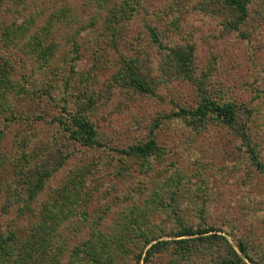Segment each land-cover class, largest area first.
I'll return each instance as SVG.
<instances>
[{
    "label": "rangeland",
    "instance_id": "374dc122",
    "mask_svg": "<svg viewBox=\"0 0 264 264\" xmlns=\"http://www.w3.org/2000/svg\"><path fill=\"white\" fill-rule=\"evenodd\" d=\"M58 3L69 5L76 20L60 24L53 36L64 44L68 36L78 32L81 57L75 70L81 73L75 77L74 84L79 88L77 93L87 92L89 87L90 93L100 95L103 101L92 104L87 113L96 122L99 140L104 146L67 142L66 147L59 143L52 145L68 156H64L66 158L62 159L57 171L45 182L32 206L47 215V212L55 213L53 206L56 203L59 210L66 212L61 215L63 223L57 237L64 239L66 249L56 263L53 258L49 262L59 245L52 239L47 253L43 254L42 250L35 253L36 259L32 263L40 264L43 259V264H96L84 251L77 257L72 254V250L90 238L106 248L105 257L113 254L110 264H134L133 255L141 246L124 238L120 241L115 235L121 231L118 227L122 225L124 210L148 206L147 195L151 198L153 190L161 195L163 202L169 200L170 193L175 194L179 200L175 212L195 227L212 225L231 242L234 234L251 233L264 244V172L250 163L244 146L228 126L216 121L196 130L182 116L172 115L181 106L195 109L202 96L189 79L183 77L184 74L177 75L173 73L174 68H170V74L165 75L162 70L170 47L189 50L192 46L191 72L193 70L194 77L203 80L206 94L211 92L214 98L251 111L247 128L264 161V0H246V14L238 21L239 14L224 0H142L133 17L124 21V40L119 42L118 50L108 44L102 48L105 66L102 72L109 76L120 69L119 53L133 56L137 52L142 59L138 66L147 82L155 85L150 95L117 90L106 82L109 77L95 76L94 71L88 70L98 62L92 53L95 47L89 42L94 40L81 27L94 11L96 3L93 1L29 0L21 5L20 0H0V28L16 23V27L25 29L20 40L7 43L2 41L3 31L0 30V64L9 69V81L29 90L23 94V105L34 101L36 107L32 108L47 117L48 122L39 125L43 127L40 134L47 135V140L52 138L50 131L54 121L66 111L58 101L38 97L45 74L35 65V57L24 49L30 46L32 31L46 23ZM234 23L235 27L232 26ZM96 27L100 28V25ZM148 27L155 32L157 41ZM64 49L70 50L71 44ZM81 74L89 76L88 81H82ZM82 106H88L86 101ZM78 107L67 108L76 111ZM240 121L246 123V118L241 116ZM152 136L160 146V155L152 158L158 170L136 164L125 165L127 169L122 173L120 164L130 159L123 160L122 154L114 149ZM8 137L6 145L12 142L10 135ZM10 150L8 147L7 151ZM7 167L0 173V188L1 184L14 179L12 166ZM176 169L180 174L185 172V178L190 176L191 180L184 178L178 187L175 186L176 178L172 181L169 175ZM76 187L79 191L74 190ZM183 191L185 194H181ZM84 192L89 198L80 197ZM3 202L0 194V238L6 239L5 245L11 246L13 253H21V243L27 237V215H19L15 208L3 212ZM201 212L205 215L204 222L200 218ZM175 217L174 211L165 209L152 219L153 223H160L157 238H174L171 232L176 229ZM120 245L126 246L125 251L120 250ZM174 258L170 248L154 255L145 264H169ZM193 261L176 264H210V254L204 251Z\"/></svg>",
    "mask_w": 264,
    "mask_h": 264
},
{
    "label": "trees",
    "instance_id": "16d2710c",
    "mask_svg": "<svg viewBox=\"0 0 264 264\" xmlns=\"http://www.w3.org/2000/svg\"><path fill=\"white\" fill-rule=\"evenodd\" d=\"M28 1L20 0V3L22 5ZM32 1L36 0H30V2ZM91 1L96 3V6H94V11L90 14L88 20L83 21L84 24L81 30H86L87 36H91L90 38L95 41L96 45L94 41L89 40L95 47L92 53L98 63L92 64L88 70L94 71L95 76L102 77L104 75L105 78L109 77L106 82L117 90L125 91L128 94L150 95L155 85L152 86V82H147L148 79L142 73L141 67H139V62L142 59L137 52L133 56L119 53L122 62L120 69L109 76L102 72L105 67L101 55L102 48H105V45L108 44L118 50L119 42L124 40V21L133 17L142 0ZM224 2L239 14L237 21L245 16L246 0H224ZM58 4L54 5L55 11L51 12L46 23L39 25L38 28L32 31V35L29 36L31 41L28 43L30 46L24 49V52L35 57V65L42 69L45 74L42 81L44 86L40 89L38 97L58 101L57 103L66 111L63 116L57 117L54 121L53 130L50 131L51 139L48 137L47 140L45 139L47 135L40 134V129L43 127L39 125H42V122H48L47 117L42 112L40 113V111L32 108L35 106L34 101H28L25 105L22 103L23 94L29 93V90L25 89L23 85L19 86L18 83L9 81V69L0 64V89L4 88L0 92V173L8 168L7 165H11L12 171L15 173L14 179L8 182L9 184H1L0 194L4 198L2 210L8 212L15 208L19 215H27L28 221L27 237L21 243V253H13L11 246L7 247L5 245L6 239L0 238V264H33L32 261L36 259L35 253L41 250L43 254L47 253V246H49L52 239H55L54 242L59 245H57L56 252L50 256L49 262H52L51 258L55 259L54 263L58 261L59 255L63 254L66 249L63 245L64 239L57 238L60 235L58 230L63 223L61 215L66 212L59 210L56 203L53 206L55 213L47 212V215L45 211H36L32 206V201L45 182L57 171L56 168L61 164L62 159L68 156L62 149L53 148L52 145L59 143L66 147L65 142H67L69 144L79 143L84 146H104L101 143L102 141L99 140L96 122L89 118L87 113L92 104L97 105L103 101L100 95L98 96L94 92L90 93L92 89L90 88L89 91V87L86 88L88 89L87 92L77 93L79 88L76 83L74 84L75 77L81 73V71L75 70L77 60L81 57V46L78 42V35H76L78 32L68 36L64 44H61L53 36V33L59 30L60 24L68 21L75 22L76 20L69 5ZM54 16H56V19H53ZM15 25L17 24L14 23L10 27H7V25L1 26L0 30L3 31L1 39L4 38L3 42L20 40L25 34V29L22 26L16 27ZM97 25H100V28L96 27ZM235 25L236 23L232 26L235 27ZM148 28L154 40L157 41L153 29ZM25 44L24 41L23 46ZM68 44H71V49H64ZM193 52L191 46L189 50L170 47L166 53L167 59L164 60L162 66V70L166 72L165 75L170 74L168 69L174 68L173 73L177 75L179 73L184 74L183 77L188 78L195 86L198 94L200 93V96H202L195 109H186L181 106L172 115L182 116L184 121L196 130L205 128L209 122L211 124L216 121L223 126H228L244 146V151L250 163L258 171L264 172L261 150L258 149L257 144L253 143L247 128L251 111L230 101L214 98L211 92L210 95L206 94L207 87L203 80L194 77L193 70L191 72L190 60ZM88 79L89 76L81 74L82 81H88ZM84 101H86L87 107H81ZM71 105L73 108L78 106L80 108L78 107L76 111L70 110L68 108ZM241 116L246 118V123L240 121ZM8 135L12 138L13 143H7L6 145ZM8 147H11L10 151H7ZM114 150L122 154L123 160L130 159L120 164L121 169L119 170L121 172L127 169L124 168L125 165L132 167L136 164L145 168L157 169L153 165L152 158L160 155V146L153 136L132 143L125 148ZM65 155L66 157H64ZM183 173L180 174V171L178 172V169H176L169 175L171 176L169 179L172 181L176 178L174 181L175 186L178 187L179 182L184 180L186 173ZM185 179L190 181L191 177ZM202 179V182H205V179ZM74 190L79 191L77 187ZM151 193V198L147 195L149 199L148 206L144 204V208L133 206V208L129 207V209L124 210L122 225L118 227V229L121 228V231L119 235H115L117 239L120 237V241L124 238L127 242L131 240L133 244L141 246L137 249V253L133 255L134 264H141V262L145 264L154 255L166 252L170 248H172L175 258L169 264H176L179 261L194 263L193 259L202 256L204 251L210 254V264H264V244L260 238L254 237L251 233L247 235V233L241 231L239 235H233L231 242L227 236L218 233V229H215L212 225L195 227L185 221L181 214L175 212V209L179 208V200L177 201L175 194L170 193L169 200L166 199L163 202L161 195L156 190L151 191ZM181 194H185V192L183 191ZM80 197L87 199L89 194L84 192ZM155 198L158 200L156 201ZM173 200H175L174 203ZM206 200V198H203V202H206ZM165 209L172 210L176 214V229L171 232L174 237L171 239L157 238L160 235V223L156 224L152 221L158 213ZM204 217V213L201 212L200 218L203 222ZM262 222L264 223V219ZM196 234L198 235L196 236ZM120 246L122 247L120 250L125 251L126 246ZM82 251L85 252L86 256H91V261L96 264H102L103 262H109L110 264L113 258V254L105 257L106 248L90 238L86 239L81 247L72 250L73 257H77ZM127 251L129 250L127 249ZM43 262L42 259L40 264H43Z\"/></svg>",
    "mask_w": 264,
    "mask_h": 264
}]
</instances>
